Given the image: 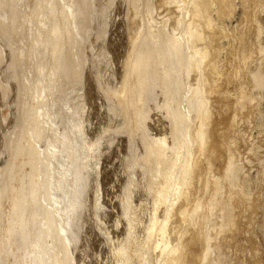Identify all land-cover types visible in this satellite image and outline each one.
<instances>
[{
	"label": "bare ground",
	"instance_id": "6f19581e",
	"mask_svg": "<svg viewBox=\"0 0 264 264\" xmlns=\"http://www.w3.org/2000/svg\"><path fill=\"white\" fill-rule=\"evenodd\" d=\"M112 1L97 9L93 0H0V44L10 48L9 76L20 97L17 127L6 140L8 161L0 171V264H77L90 158L102 139H86L78 119L81 109L70 106V96L84 81L90 25L98 16V36L106 34L105 13ZM234 1L128 0L132 24L123 78L119 86L104 87L103 92L111 110L123 119L119 130L132 141L141 139L142 153L128 167L141 171L139 181L152 199V213L141 222L134 198L140 184L129 174L121 203L125 238L112 250L115 264L232 262L234 247L228 253L225 244L233 243L240 222L249 220H238L239 208L256 206L253 188L259 191L264 177L263 165L256 182L250 179L246 164H239L245 159L238 158L241 149H236L247 135L241 137L239 124L255 121V115L244 111L254 110L264 95V68L256 65L264 61V27L258 18L264 14V0H241L249 29L230 33L232 70L224 71L219 55L225 50L219 40L229 39L231 28L226 31L223 23L235 14ZM158 7L169 11L162 22L153 16ZM254 62L257 67L252 69ZM222 83L230 87L223 89ZM155 108L170 121L169 136L150 134L147 121ZM262 113L256 115L258 135L264 133ZM255 146L259 156L262 148L258 152ZM98 197L95 210L103 207Z\"/></svg>",
	"mask_w": 264,
	"mask_h": 264
},
{
	"label": "rangeland",
	"instance_id": "374dc122",
	"mask_svg": "<svg viewBox=\"0 0 264 264\" xmlns=\"http://www.w3.org/2000/svg\"><path fill=\"white\" fill-rule=\"evenodd\" d=\"M93 1L94 3H96L97 9H98L101 6H105L109 4L110 0H93ZM234 4L236 5V8L234 7V9L236 10H234L233 13H235L236 16H234L235 14H233L232 17L230 18V21H229V18L228 20H225L223 24L225 26L227 25L228 27L227 26L226 27L223 26V27L226 30L227 28L232 29L236 26L235 27L236 30L235 28L234 30L229 29V31L227 29L226 31L229 32V33L227 32L229 39H227V37L222 36L220 37V39L224 38V40L222 39L219 40V45L222 44L220 46V49L225 50V51H222L219 55V59H220V62H221V65L224 71L232 70V59H231L230 51L234 44L232 43L233 38L230 37V33H232V31H234L235 33L242 32V30H244L245 28H246L245 30L249 29L248 28L249 26H247L249 25L248 20L246 18H245V21L242 19L245 17L243 16L244 13H243L242 1L235 0ZM161 8L162 7H158L156 9L157 11L155 10L156 13L155 11L153 12L154 18L158 20V21L156 20L157 22H162L164 19H166V16L169 14L167 7H166V10H164L165 9L164 7L163 9ZM129 11H130V3L128 2V0H113L112 1L109 9L105 13V19H104L106 23L105 25V33H106L105 35L106 36L104 35L105 37L98 36L99 34L98 29L100 27V20L98 19V16H96L97 19L93 23H91L90 30H89V39L86 44L87 61H86V67L84 68L85 70L83 71V80H84L82 82L83 86L79 85L76 88V90L71 93L72 95L70 96V99H71L70 106H75L77 108L79 107L81 109V114L79 115L78 119L81 117L83 121L82 123L84 124V127H85L86 139L89 142H95L98 139H102V144L99 148V151L95 152V154H92L90 158V165H91L90 188L88 189L86 193V196H85L86 203H85L84 209L82 210V228H81L82 232L80 233L81 237L79 239L77 250L75 251L76 253L75 256H76V259L78 260L77 264H115V259L113 258L112 250L115 244L117 243V241H121L123 238H125L126 222L123 219L121 203L124 199L123 196L125 194V188L127 186L129 174L132 175L130 176L131 178L133 177L140 184V186L137 188L139 190L136 189L134 198H135L137 206L141 208L140 209V213H142L140 214V220H142L141 222H145V221L147 222L150 218V214L152 213L151 212L152 199L148 197L147 194H145L146 192L144 191L145 190L144 184L143 182L139 181V180L142 181V178H143L141 171L138 169L139 171L136 170L132 172V170L128 167L130 161L134 159V156L135 157L139 156L142 153L141 152L142 151L141 139L140 137H137L135 138V140L132 141L130 138H128L125 132L120 131L123 127V119L121 116L119 117L118 115L114 114V112L111 110L110 103L107 100L105 93L103 92L104 87L119 86L123 78L122 77L123 64L127 56V53L129 51L128 48L130 49L129 44H130L131 34L129 32V29L131 31L130 25L132 23L130 21L132 20V17H128ZM252 12L256 14V12H259V9L258 10L257 8L255 10L253 9ZM260 13H258L259 22H260V25L264 27V14L260 15ZM129 16H131L130 13H129ZM243 21L245 22V24ZM238 22H240L239 25L237 24ZM240 25L242 26L239 27ZM252 37H253V41L255 42L256 40H255L254 34H252ZM225 41L227 44L225 43ZM260 42L264 44V36L261 37ZM1 44H0L1 45L0 51L4 52L3 54L4 62L0 63V171L4 169L5 164L8 161V154L6 152V144H7L6 140H7V137L10 135V133L14 132V130L17 127L16 119L18 118V112H19L18 105H19V100H20V97L18 96V88H17L18 86L16 85L15 81L13 82L12 79H10L11 77L9 75H11V71H8L9 70L8 65L11 61L10 59L12 55L10 48L8 47V45L6 46L2 42ZM222 46L224 47L221 48ZM225 47L227 50L225 49ZM5 50L7 51L5 52ZM7 59H8V62H7ZM263 62L264 61H262V63L261 61H258L257 64L256 62H254L252 64L253 66L252 69H255L258 66V64H261L262 67L264 68ZM3 85L9 88V90L7 91L8 93L6 94L3 93V87H2ZM227 85L230 87L229 84L222 83L223 89H228L226 87ZM259 101L258 102L260 103V105L257 104V105H254L253 107V109L255 110V113H259V114H253L254 110H252V108L250 109V111L249 110L244 111L245 113L247 112V114L243 113L244 115L249 114V116L252 118L255 117L256 118V119L254 118L255 121H253L252 123L248 122V125H247V122L245 121L244 124L242 125H240L241 123L239 124V126H241L240 129L238 128L239 126L237 127L238 132L242 133L241 137L245 133L247 134L246 136L244 135V138L242 137L240 140L242 141V139L243 140L245 139L244 142L242 141L243 143L239 141V144H238L239 150H238V147L236 148L238 153L241 149L239 156L237 154L238 158L240 159L242 157L245 158V159L242 158L245 160V162L244 160H241L239 164L240 163L246 164L245 169L247 170L245 171L248 173V175L251 174L249 175V177L255 182L257 180L256 177H258V175L260 174L261 167L264 165L261 163V161L264 162L263 160L264 150L262 151V149H264L263 148L264 147V140H263L264 133L263 135L262 134L258 135L261 131L260 130L261 128H260V125H258L260 123L258 122L260 121L259 117H257L258 115L260 116L262 112H264V95H262ZM69 113L73 114V110L70 111ZM226 115H227L225 117V119L227 118L226 122L227 123H229V121L231 122L232 117L234 115L233 112L231 111ZM252 115H255V116L253 117ZM147 122L149 124V127H150L149 130L152 136L154 137L155 136H159V137L169 136L170 121L166 119L165 112L162 109L155 108L151 112L150 118L148 119ZM255 123L257 124L256 127H255L256 125ZM255 128L257 130H255ZM256 137L258 138L256 139ZM249 141L250 142L252 141L251 146L253 147H256L255 145L258 144L257 146L258 152H259V149L262 148L260 151L263 154L259 152V156L261 160L258 159L259 158L258 153L253 151L252 149L253 147L252 148L249 147L250 145ZM261 144L263 147L261 146ZM245 145L247 146L245 147ZM250 151L253 152L252 155H249ZM247 152L249 153L247 154ZM240 154H241V157H240ZM254 156H256V158ZM258 161L260 162L258 163ZM249 162H251V164ZM260 163H261V166L259 167ZM138 174H141V175H138ZM135 175H138L137 177L140 176V178H137ZM259 186H261L259 187V191L255 190L258 188L256 186L253 188L254 189L253 194L256 197L255 201H257L255 203L256 206L253 208H249L248 210L245 209L244 207L239 208V210L242 209V211H239L241 213L239 214L241 217L239 216L238 220L240 219L239 221H244V218H246V216L247 217L249 216L250 221L248 220V218H246L244 221V224L243 222L242 224L240 222V226H241L240 232L235 234L236 236H234L233 238V239L236 238L235 239L236 241L235 240H233L234 242L232 241L235 245L233 243H228L229 244V247H228V244H225L227 245L225 247L228 253L233 251L232 247H234V251H237V248L235 249V246L241 247V248L238 247L240 249L238 251L241 253L238 252V254H236L237 252L233 251L231 257H230L231 254H229V258L231 259L230 261H232L231 264H234L237 260H238L237 261L238 263L236 262L235 264H240V263L241 264H250V263L256 264L257 262L258 264H264V177H263V181L261 182V185ZM255 193L256 194L259 193L258 194L259 196L256 195ZM97 195H99L98 198H100L99 203L102 204V206L105 208L99 206L98 209L95 210V202H96ZM199 195L200 193L197 194V196ZM250 209L252 210L250 211ZM253 209L255 213L257 214L256 216H255V213L253 212ZM243 212L245 213L248 212V213H246L247 215H245V213ZM249 212L251 215L249 214ZM253 216L254 218L255 217L256 218L253 219ZM246 220H248L249 222ZM252 221L253 223H251ZM247 222L249 223L248 225H246ZM254 224L256 226H254ZM248 228H249V232H248ZM242 230L245 231L244 236H243ZM238 234L239 235L241 234V235L239 236ZM246 234H249V235H246ZM108 236L110 237L108 238ZM239 240L240 242H238ZM236 242H237V245H236ZM254 244L258 246H256L255 248ZM230 246L232 247L230 248ZM250 246L252 247V249L249 248ZM246 248H247V251H249V253L247 251H244L246 250ZM230 249L231 251H229ZM241 249L243 251H241ZM253 249L255 251L257 250L258 252L260 251V253L259 254L257 253L258 255L255 254V251H253ZM260 249L262 250V253ZM250 251H253V252H250ZM243 252L246 255H243ZM252 253L256 256H254V258H252L251 260L249 258V255H252ZM238 255L240 256L239 259L241 260V262L239 261L238 258H236ZM242 256L244 259H242ZM250 257H253V256H250ZM255 257H257L258 259H256ZM253 259H255L254 260L255 262H253ZM247 260L248 261L250 260L253 263L250 261L248 262Z\"/></svg>",
	"mask_w": 264,
	"mask_h": 264
}]
</instances>
